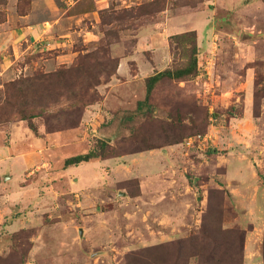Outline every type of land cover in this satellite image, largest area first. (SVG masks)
<instances>
[{
  "label": "rangeland",
  "instance_id": "374dc122",
  "mask_svg": "<svg viewBox=\"0 0 264 264\" xmlns=\"http://www.w3.org/2000/svg\"><path fill=\"white\" fill-rule=\"evenodd\" d=\"M191 1L0 0L2 34L14 33L19 25L17 16L34 8L40 15L38 19L48 18L55 27L60 26L56 36L63 37L68 44L65 49L40 53L33 48L22 53L25 43L21 46L17 42L15 61L27 65L15 74L0 66V104L4 100L5 83L62 67L70 68L72 63L80 62L84 68L92 69L94 80L88 78L85 71L73 72L74 79L55 82L60 87L59 96L55 97V86L51 82L48 94L38 88L34 91V98L42 109L45 100L50 99L49 111L60 112L61 117L57 118L60 123L53 127H63L62 115L70 104L77 102L78 120L84 108L104 102L108 84L120 83L117 70L121 60L128 70V79L139 71L138 79L144 83L141 94L145 98V78L155 72L150 63L154 61L161 68L186 60L184 45L181 49L164 25L168 13H179L174 6L183 7ZM227 2L204 0L198 5L197 15H201L200 11H208L209 15L214 10L215 17L219 18ZM163 8L166 10L159 12ZM123 10L128 12L124 19H109L103 23L107 14L112 12L118 16ZM250 11L254 15L253 25L242 23L238 39L244 43H249L250 38L258 39V51L251 58L260 60H249L246 50L232 49L233 42L238 40L232 38L234 24L227 26L217 20L209 34L208 25L204 23L199 38L204 36L202 39L210 44L201 48L196 42L198 67L204 71L203 75L190 77L186 82L166 80L155 85L150 96L153 111H136L134 107L122 115L128 117L126 122L115 117L119 111L103 109L104 117L89 121L84 144L69 147L78 152L73 156L85 154L96 149L98 139L109 137V156H112L136 154L156 144L181 140L167 170L161 176L155 173L151 176L153 171L143 168L144 160L139 164L137 160L133 165L142 166L127 165L123 172H115L116 176L108 167L101 173L103 181L85 192L70 189L69 184L61 191L57 188L58 196H47L44 208L31 211L30 222L24 223L22 228L0 229V264H199V258L190 257L191 250L187 248H191L188 239L200 232L201 225L210 236H204L205 239L209 242L212 237V241H216L215 252L224 255L234 252L237 256L238 262L227 260L226 264H264V12L258 5ZM56 18L59 20L55 21ZM202 21L203 18H198L195 27L199 28ZM2 39L0 47L6 48L4 53L9 56V49L14 51L15 39L10 42L6 40L9 36ZM69 51L74 53L69 61L65 58L64 62L52 61L57 53ZM134 51H139L140 57ZM131 53L129 58L127 55ZM44 59H50L46 67ZM248 63L253 67H247ZM205 71L211 72L208 79H205ZM134 83L139 90L141 84ZM48 84L39 83L43 90ZM69 86L74 87L77 98L67 94ZM222 92L228 94L221 95ZM228 107H232V113L225 111ZM16 111L10 115L9 107L5 108L2 112L7 114L0 117V126L19 122ZM30 111L32 108L27 113ZM45 121L44 117L32 119L35 131L41 128L46 133ZM22 122L28 126V120ZM85 177V181L93 178L90 173ZM128 177L144 178L143 185L147 190L153 189V194L146 191L144 199L130 198L134 195L128 196V188L122 184L131 180ZM106 178L107 184L104 183ZM52 186L50 183V188ZM220 225L224 228L222 233ZM236 234H244L243 258L233 249L219 248L227 247ZM214 262L220 264L217 260Z\"/></svg>",
  "mask_w": 264,
  "mask_h": 264
},
{
  "label": "crops",
  "instance_id": "0c3cea01",
  "mask_svg": "<svg viewBox=\"0 0 264 264\" xmlns=\"http://www.w3.org/2000/svg\"><path fill=\"white\" fill-rule=\"evenodd\" d=\"M228 1L229 2L223 6L224 14L219 16V18L215 17L214 10L209 15L208 11H200L199 13L201 15H197L198 5L199 3H204L203 0L194 7L183 6L175 8L179 13H168L167 16H169V18H167L165 25L164 23L162 24L164 25V28L166 27L165 29H167L170 34H177L192 30L195 31L198 46L205 48L210 43L206 42L204 38L202 39L204 36L199 38L198 33L200 32L202 25L206 23L208 25L207 30L209 31V34H211L214 26L217 25V20H219L220 23H225L227 26H230V24H234V26H236L234 27L235 33L232 38L237 40L239 37L238 35L242 30L240 27L242 23H246L248 26L253 25L254 15L250 10L258 5L260 10L264 12V0ZM194 10L195 12H192ZM35 12L36 9L34 11L33 8L23 15H18L19 25L16 26L17 30H15L14 33L13 31H8L2 34V31H0V46L3 44L2 38L6 36H9V39H6L9 40V42L10 39L12 41L15 39L12 45V49L14 50L13 53L11 49H9L10 52L8 54L11 53V55H6L4 53L6 48L4 47L5 49H3L0 47V50H3L0 51V56L3 58L0 66L14 74L16 71L21 72V70L25 69L27 65L26 63L18 64V62L15 61L17 58V46L15 44H17V42L21 43V46L25 43L22 53H25L27 49L31 50L33 48L37 49L36 52L41 53L49 50L52 51L55 48L65 49L68 46L67 40H62L63 37L56 36V29L59 30L60 26L55 27L54 22L47 20L48 18L38 19L37 17L40 15L38 11L36 13ZM47 13L50 16L51 13ZM198 18H203V21L198 25L199 28H196L195 22ZM57 20H59V18H56L55 21ZM192 20L194 22H192ZM244 26L246 25L244 24ZM259 31V29L256 30L257 33ZM62 36L65 37L67 35ZM258 41L259 40L256 38H250L249 43H244L239 38L237 41L233 42L234 45L232 49H234V51L236 48H238V50L243 49L244 51H248L247 58H249V60L254 59L255 61L256 58L251 57H253L258 51ZM235 43L238 47H235ZM6 44L9 46L8 42ZM138 48L139 47H137L136 50ZM211 48H213V45ZM153 49L154 44H152V51ZM138 52L139 51H134L135 55H139ZM132 53L127 56L130 58ZM73 54L74 53H70V51L67 53H57L55 58H52V61L55 60L57 62L58 60L60 62H64L62 60L65 58V61L67 62L71 59V57H73ZM234 56H236V54ZM121 57H124V55ZM48 61H50V59L43 60L45 67L48 65ZM14 65L19 66L18 68H14ZM119 65L117 78L120 80V83L114 86L112 85L113 82L108 84V95L106 96V99H104V102L100 105L96 104L87 107L84 110L81 123L78 127L71 130L44 133L41 128L36 131L30 129L26 122L22 121L11 122L7 125L0 126V229L12 231L15 228H22L21 226H23L24 223L30 222L29 217L31 216V211L33 212L34 210H39L41 207L44 208L45 198L49 195L58 196L57 192L61 191L62 188H68V184L70 189H77L79 192H85L89 190L88 188L98 185L99 182L103 181L101 173L108 170V167H110L113 174L116 176L115 172H123L124 168L127 169V165H131L136 168L142 166V164L140 166H134L133 164H135L137 160V164H139L141 160H144L143 168H147L148 171L151 172L153 171V174L149 175L154 176L155 173L156 176H161V173L166 171L167 167L170 166L172 160L174 161L172 158H174L173 156L177 154L175 150L178 149L176 148L179 146L178 144L167 146L170 151H167V147H164L163 151L154 149L114 158H93L77 165H70L67 167L64 166V161L68 158L67 156L70 155L69 157H71V155L73 156L75 153H78L74 152V150H71L69 147L71 145L84 144H82V142L88 134L86 131L89 129L88 123L91 119H95L97 116L104 117L106 114H102L104 113L103 109L113 113L115 111L132 110L134 107L136 108L138 101L144 99V96H142L143 94H141L144 83L142 79H140L141 81L138 79L139 71L132 73V76L128 79V70L125 69L124 61L121 60ZM149 66L151 68L153 67L155 72L156 70L161 71L168 67L166 65L165 67L163 66L159 68L154 61L153 63H150ZM247 67H253L252 63H248ZM131 78L134 79L130 80ZM134 82H139L141 84L139 86L140 93L138 92L139 90L137 88V84ZM228 92H222L221 95L226 93L228 94ZM247 123L249 124V121ZM115 124H118V122ZM74 140L78 143L79 141L81 142L78 144L75 143ZM77 168H79V170ZM86 173H90L93 178L85 181L86 177L84 178V175ZM132 178L137 179L136 177H128V179ZM138 179V189H136L138 191L130 198L139 196L143 198L146 191L153 194V189L150 188L147 190V187L143 185L144 178L140 179L138 177ZM50 183H53L54 185L52 188H50ZM59 183L60 186H58ZM104 183H108L107 178ZM54 189H56V192Z\"/></svg>",
  "mask_w": 264,
  "mask_h": 264
},
{
  "label": "trees",
  "instance_id": "16d2710c",
  "mask_svg": "<svg viewBox=\"0 0 264 264\" xmlns=\"http://www.w3.org/2000/svg\"><path fill=\"white\" fill-rule=\"evenodd\" d=\"M159 1V0H155ZM203 0H192L190 3H186V6L194 7L196 6L199 2H202ZM182 6V5H179ZM179 6H174L173 8H177ZM185 6V5H184ZM166 8V7H165ZM165 8L161 9L159 12L162 10H166ZM123 13L118 14V16L114 13L111 12V14H107L106 18L103 19V23H106L107 20H117L120 21V19H124L127 16V11L123 10ZM25 14V13H24ZM20 15H23L20 13ZM171 38L175 39L178 43H180V48L183 49V45L185 48V54H183V57L186 58L184 63H181L179 65H174L172 67H167L161 71H156L152 75H149L145 78V87H146V95L145 98L142 101H138L136 105V111H153V104L150 102V96L153 90V87L157 84L163 83L166 80L170 81H183L186 82L187 80L190 79V77L198 75L200 72V68L198 67V57H197V41H196V33L195 31H186L182 33H177V34H171ZM183 44V45H182ZM118 65V60H116V67L115 70L117 69ZM91 68L88 66L86 68L83 67V65L80 62L72 63V66L70 68H60L54 72H48V73H41L40 75H36L33 77H24V78H19L18 80L15 81H10L5 83L4 85V100L0 104V117L7 113H3L5 108L9 107L10 115H12L14 110L16 111V114H18L19 120H28V126L30 129L35 130L34 123L32 122V119L36 117H44L46 118L45 121V132L46 133H51L55 131H60V130H67L69 128H76L80 125L82 115L84 112V109L79 113V117L77 120V114L79 111L77 102H74L70 104L67 109L63 112V117L64 119V126L63 127H53L55 123H60V121L57 119L58 117H61L59 114L60 112H50L49 107L52 101L50 99L45 100L44 102V107L42 109L41 103L36 101L34 98V91H37L38 89L41 92H49V84L52 83L54 85V95L59 96L60 92L58 91L57 85L55 84L60 82L61 80H71L74 79L72 76L73 72H86L88 75V78L94 80V76H91ZM70 72V74H68ZM79 74V73H78ZM77 74V75H78ZM35 79L38 81V83L35 81ZM39 83H46L48 84L46 90H43V87L39 85ZM38 88V89H37ZM67 94L70 95L73 98H77V94L75 93V89L73 86H69L67 89ZM51 95V93L49 94ZM48 97V96H47ZM54 102V101H53ZM25 106H27V110L24 111ZM29 108H32V111L29 113L28 110ZM42 109V110H41ZM226 112H233L232 107H228V109H225ZM116 114V113H115ZM125 114V111H119V113L116 114L115 117H117L122 123L126 122L125 120L128 119L126 116H122ZM77 115V116H76ZM119 115V116H118ZM229 116H233L229 114ZM75 120V121H74ZM15 122V121H14ZM67 122H70L71 124H68ZM47 127V128H46ZM98 146L96 149H92L89 152L85 154H80L76 155L70 158L65 159L64 161V166H70V165H77L79 163L88 161L93 158H99V159H107V158H114V157H120L123 155H128V154H134V153H126V154H117V155H112L109 156L111 151H110V146L109 140L110 138L108 137L107 139H98ZM181 140L178 141H168L166 144H160V145H155L151 147H147L145 149H141L139 151H136V153L140 152H145V151H150L154 149H162L166 146L174 145L180 143ZM122 184H126V188L128 191V196L130 195H135L137 191H133L138 189V180L137 179H131L128 181H125ZM220 190V189H218ZM217 204V203H216ZM223 219V218H221ZM201 230L198 234H194L191 236L188 240L191 242V248L190 249V257H197L200 260L199 264H215L214 260H217L218 263L220 264H226L227 260H233V262H238L237 256H235L234 252H231L229 254L224 255V253H217L215 252V244L216 241H212L211 237V244L205 239L204 236L210 238V236L206 235L207 231L204 226H200ZM221 233L223 232L224 228L221 227L220 225ZM227 231V230H225ZM224 231V232H225ZM228 232H232V230L228 229ZM240 239V237H242ZM234 240L231 241V243L225 247L224 245L219 246V248L224 247V248H230L233 249L237 255H241L243 258V242H244V234H236V237H233ZM237 238V239H236ZM215 243V244H214ZM232 244L233 247H230ZM189 254V253H188ZM188 257V255H186ZM211 258V259H210ZM225 258V259H224Z\"/></svg>",
  "mask_w": 264,
  "mask_h": 264
},
{
  "label": "built area",
  "instance_id": "2783aa9c",
  "mask_svg": "<svg viewBox=\"0 0 264 264\" xmlns=\"http://www.w3.org/2000/svg\"><path fill=\"white\" fill-rule=\"evenodd\" d=\"M214 67V66H213ZM212 67V68H213ZM199 68H200V72L198 73L199 75H203L204 74V71H202V68L199 66ZM207 68V67H206ZM205 74L207 75L206 77H205V79H208L209 78V75L211 74V72L210 73H208L207 71H205ZM208 137V136H207ZM205 140H206V138H205ZM188 143V142H187Z\"/></svg>",
  "mask_w": 264,
  "mask_h": 264
},
{
  "label": "water",
  "instance_id": "95a60500",
  "mask_svg": "<svg viewBox=\"0 0 264 264\" xmlns=\"http://www.w3.org/2000/svg\"><path fill=\"white\" fill-rule=\"evenodd\" d=\"M81 232V231H80Z\"/></svg>",
  "mask_w": 264,
  "mask_h": 264
}]
</instances>
